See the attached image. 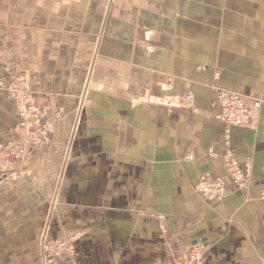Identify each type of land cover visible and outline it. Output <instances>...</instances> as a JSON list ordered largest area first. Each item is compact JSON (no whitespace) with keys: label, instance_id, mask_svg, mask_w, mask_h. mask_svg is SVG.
Wrapping results in <instances>:
<instances>
[{"label":"crops","instance_id":"crops-1","mask_svg":"<svg viewBox=\"0 0 264 264\" xmlns=\"http://www.w3.org/2000/svg\"><path fill=\"white\" fill-rule=\"evenodd\" d=\"M112 10L92 65V45L75 34L0 26V82L24 73L32 103L49 117L62 111L51 137L10 165L7 145L33 128L19 125L0 88V264H42L55 190L50 236L77 238L87 264H171L192 245L205 247L204 264H264V105L251 127L226 129L211 89L264 102V0H120ZM78 108L72 158L92 160L72 163L59 192ZM229 162L246 177L242 189ZM204 177L224 180L222 201L196 195ZM64 204L76 209L65 215Z\"/></svg>","mask_w":264,"mask_h":264},{"label":"rangeland","instance_id":"rangeland-1","mask_svg":"<svg viewBox=\"0 0 264 264\" xmlns=\"http://www.w3.org/2000/svg\"><path fill=\"white\" fill-rule=\"evenodd\" d=\"M119 1L120 0H0V26L6 31H11V33L15 35L22 34L23 32H28V34L32 35L40 34L41 32L45 34L49 33L60 35L75 34L77 37H80L81 40H84V44L88 45L90 43V45H92V65L95 59L99 58L97 49L108 34L106 25L109 23L111 12L113 11L112 9L117 7ZM201 69V65L196 66V70ZM216 74L218 73L215 72V76ZM22 76L24 78L26 77L24 73H22ZM89 77L90 71L87 75L88 79ZM88 81L89 80L86 79L84 90L87 89ZM0 88L7 90L4 87ZM211 89L214 91V99L218 90L231 91L229 89L218 88L216 85L211 86ZM87 95V93H81L80 105L81 103L88 101ZM36 106L39 108L42 116L48 119L52 125L55 121L61 119V110L56 111L53 116L49 117L45 114L42 106ZM80 110L81 109L78 108L75 111L74 123L71 133L72 136L69 138V144L66 146V157L62 164L61 174L59 176V192L63 182H67L70 179V177H68V170L72 163L73 165L77 164L78 167H83L90 160H92V158H90L88 155L86 157L75 158L76 160L72 158L73 153L71 150L74 146V139L76 140V135L79 132L80 124L83 118V113ZM17 117L20 123L21 117L18 114ZM52 129L53 126H51V133L47 134V136L44 138L51 137ZM26 135L27 132H24V136ZM42 139L43 138H41V140ZM41 140H38V143L41 142ZM11 161L14 164V162L18 160L15 161V159L12 158ZM101 161L103 166H105V159H103V157H101ZM71 177H73L71 179L73 182H76L79 178L78 175ZM196 187L194 192L196 195L203 198ZM50 202L51 207L49 221L51 212L58 206L57 190H55L53 194L50 195ZM73 209H76L73 204H64L65 215H70L69 212H71ZM102 210H104L103 207ZM49 221L46 223V226L38 242L39 251L41 253L40 257L41 260L43 259L42 264H57L60 261L75 264L84 261V264H87L88 260L86 258L88 256L80 254L77 248V238L69 237L67 234L57 237L50 236ZM73 226H75V228L88 226V217L83 222H78ZM199 247H201V245ZM205 250L206 249L203 246L202 264H204ZM184 256V254H180L174 257L172 262Z\"/></svg>","mask_w":264,"mask_h":264},{"label":"built area","instance_id":"built-area-1","mask_svg":"<svg viewBox=\"0 0 264 264\" xmlns=\"http://www.w3.org/2000/svg\"><path fill=\"white\" fill-rule=\"evenodd\" d=\"M17 77H9L7 86H5V83L0 82V87L8 90L14 109L21 117L19 125L25 130L32 127L34 132L31 138L28 137V134L24 137L22 145L13 143L7 145L3 155L10 165H13L12 158L15 161L21 160L30 146L37 144L38 140L50 134L52 126L51 122L42 116L39 108L28 98L27 87L24 84L25 78L22 75ZM183 99L186 103L193 102V96L190 93L184 95ZM214 104L219 108V113L215 116V119L228 129L232 127H251L258 120L264 102L261 99L247 97L234 91L218 90ZM226 169L233 187L237 190L242 189L247 180L240 168L234 162H229ZM2 177L3 175H0V180ZM196 188L208 203L220 202L226 196L225 182L222 178L211 180L204 177ZM259 198L264 202V184L259 192ZM199 246H190L183 253L184 257H180L171 264H202L203 246Z\"/></svg>","mask_w":264,"mask_h":264},{"label":"bare ground","instance_id":"bare-ground-1","mask_svg":"<svg viewBox=\"0 0 264 264\" xmlns=\"http://www.w3.org/2000/svg\"><path fill=\"white\" fill-rule=\"evenodd\" d=\"M15 77H17V76H14V78H15ZM18 77H20V75H18ZM18 77H17V78H18ZM9 81H10V80H9ZM24 84H25V86L27 87L26 78L24 79ZM27 91H28V98L30 99V92H29L28 88H27ZM13 106H14V105H13ZM32 130H33V129H32ZM32 130H31V131H32ZM32 132H34V131H32ZM28 136H30V133L28 134Z\"/></svg>","mask_w":264,"mask_h":264}]
</instances>
